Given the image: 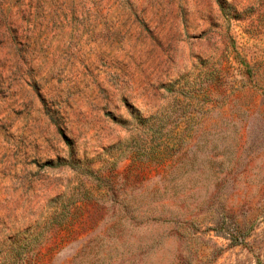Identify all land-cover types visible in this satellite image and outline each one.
<instances>
[{"label":"rangeland","instance_id":"374dc122","mask_svg":"<svg viewBox=\"0 0 264 264\" xmlns=\"http://www.w3.org/2000/svg\"><path fill=\"white\" fill-rule=\"evenodd\" d=\"M0 264H264V0H0Z\"/></svg>","mask_w":264,"mask_h":264}]
</instances>
